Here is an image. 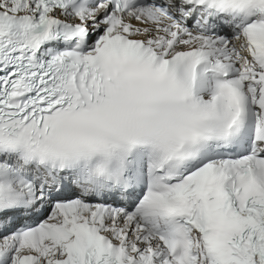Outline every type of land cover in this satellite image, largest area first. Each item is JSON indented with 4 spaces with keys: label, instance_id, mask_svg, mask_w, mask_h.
<instances>
[{
    "label": "snow or ice",
    "instance_id": "obj_1",
    "mask_svg": "<svg viewBox=\"0 0 264 264\" xmlns=\"http://www.w3.org/2000/svg\"><path fill=\"white\" fill-rule=\"evenodd\" d=\"M0 264H264V0H0Z\"/></svg>",
    "mask_w": 264,
    "mask_h": 264
}]
</instances>
